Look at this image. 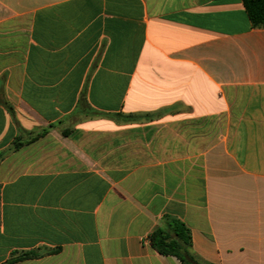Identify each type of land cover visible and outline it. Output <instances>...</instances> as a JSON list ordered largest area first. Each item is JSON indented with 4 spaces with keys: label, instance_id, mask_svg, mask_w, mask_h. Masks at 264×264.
I'll return each instance as SVG.
<instances>
[{
    "label": "crops",
    "instance_id": "crops-1",
    "mask_svg": "<svg viewBox=\"0 0 264 264\" xmlns=\"http://www.w3.org/2000/svg\"><path fill=\"white\" fill-rule=\"evenodd\" d=\"M0 152V264H184L166 216L198 264H264V28L242 0H0Z\"/></svg>",
    "mask_w": 264,
    "mask_h": 264
},
{
    "label": "trees",
    "instance_id": "trees-1",
    "mask_svg": "<svg viewBox=\"0 0 264 264\" xmlns=\"http://www.w3.org/2000/svg\"><path fill=\"white\" fill-rule=\"evenodd\" d=\"M252 24L253 28H264V0H242ZM47 133L44 130L42 133L31 138V141L38 139ZM65 134V133H64ZM29 142V141H28ZM26 142H23L20 138L14 140L12 147L9 150H18ZM5 152H0V163L5 157ZM0 204H1V186H0ZM166 225L169 229L167 231L164 228L156 229L150 236V243L152 247L160 254L164 256H175L180 259L184 264H198L195 259L189 253L187 247L191 244L190 229L179 219L166 216L164 218ZM1 221V211H0ZM173 235L175 237H173ZM36 252H30L13 258L8 263H14L17 261L32 259L38 257Z\"/></svg>",
    "mask_w": 264,
    "mask_h": 264
}]
</instances>
